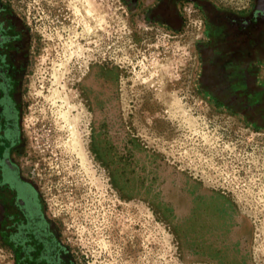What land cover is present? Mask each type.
I'll list each match as a JSON object with an SVG mask.
<instances>
[{"label": "rangeland", "instance_id": "rangeland-1", "mask_svg": "<svg viewBox=\"0 0 264 264\" xmlns=\"http://www.w3.org/2000/svg\"><path fill=\"white\" fill-rule=\"evenodd\" d=\"M153 1L9 0L34 39L22 160L79 264H264V100L209 91L202 6L169 27Z\"/></svg>", "mask_w": 264, "mask_h": 264}, {"label": "flooded vegetation", "instance_id": "flooded-vegetation-1", "mask_svg": "<svg viewBox=\"0 0 264 264\" xmlns=\"http://www.w3.org/2000/svg\"><path fill=\"white\" fill-rule=\"evenodd\" d=\"M193 1L205 14L200 45L203 83L241 110L264 100V13L255 5L233 13L205 0H154L148 16L177 27L179 2ZM33 36L26 21L0 0V242L14 264H79L23 162L25 92Z\"/></svg>", "mask_w": 264, "mask_h": 264}, {"label": "bare ground", "instance_id": "bare-ground-1", "mask_svg": "<svg viewBox=\"0 0 264 264\" xmlns=\"http://www.w3.org/2000/svg\"><path fill=\"white\" fill-rule=\"evenodd\" d=\"M65 98V97H64ZM64 101H66V99L64 100ZM66 105V104H65ZM67 105H68V103H67ZM69 108H70V106H69ZM68 111L67 112H69V110L70 109H67ZM62 115V114H61ZM63 118H65L64 120L66 121L67 120V122L69 123V126H70V133H71V137H69L70 139V144H71V146H72V148L73 149H75L76 150V146H77V144H78V141H79V139H78V133L76 132V129H75V126H74V122H73V120H69V116L67 117L66 116V113L64 114L63 113ZM67 127H68V125H67ZM77 127V126H76ZM83 161V160H82Z\"/></svg>", "mask_w": 264, "mask_h": 264}, {"label": "water", "instance_id": "water-1", "mask_svg": "<svg viewBox=\"0 0 264 264\" xmlns=\"http://www.w3.org/2000/svg\"><path fill=\"white\" fill-rule=\"evenodd\" d=\"M255 7L257 10L262 11L264 13V0H255ZM211 92H214L218 95V92L212 90Z\"/></svg>", "mask_w": 264, "mask_h": 264}]
</instances>
